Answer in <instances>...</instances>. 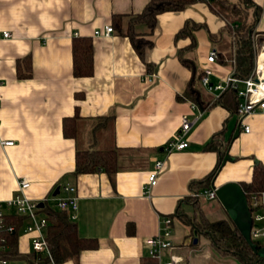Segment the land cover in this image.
<instances>
[{
    "label": "crops",
    "instance_id": "0c3cea01",
    "mask_svg": "<svg viewBox=\"0 0 264 264\" xmlns=\"http://www.w3.org/2000/svg\"><path fill=\"white\" fill-rule=\"evenodd\" d=\"M150 1L0 0V212L17 214L7 201L19 178L31 181L29 197L48 198L46 204L57 211L55 190L60 187L59 196L61 186L75 185L79 210L72 221L79 236L96 239L97 245L60 264H163L170 252L158 263L146 242L161 232L166 217L173 221L174 252L184 258L180 264H243L194 230L202 219L235 224L226 217L212 219L214 211L204 209L205 198H196L191 185L205 181L227 154L231 159L204 187L237 182L244 188L255 165H264V111L248 116L247 132L237 106L214 104L225 90L212 93L201 85L204 67L215 83L235 72V21L242 18L250 26L254 57L264 45V0H224L233 6L230 11L220 9L219 0H183L182 10L158 14L154 32L145 35L152 46L141 57L115 21L119 17L126 24ZM194 23L201 26L192 30V46V37L179 33ZM108 25L114 26L112 36H96ZM84 38L94 47V71L76 76L73 44ZM212 51L217 60L210 63ZM192 84L207 104L188 98ZM183 115L195 120L188 148L168 154L163 146L180 129ZM73 117L77 134L66 136L65 119ZM112 145L118 164L113 178L104 169L75 173L78 149ZM161 160L159 182L147 194L148 175ZM27 223L25 218L17 237L18 255L7 254V264H38L31 235L23 231ZM203 236L209 238L205 245ZM9 250L8 245L3 253Z\"/></svg>",
    "mask_w": 264,
    "mask_h": 264
},
{
    "label": "trees",
    "instance_id": "16d2710c",
    "mask_svg": "<svg viewBox=\"0 0 264 264\" xmlns=\"http://www.w3.org/2000/svg\"><path fill=\"white\" fill-rule=\"evenodd\" d=\"M185 4L186 2L183 0H151L142 13L129 15L126 24H124L122 19L118 17L115 21V25L119 31L130 37L133 46H135L140 56L144 57L147 47L152 46V42L145 38V35L154 32L153 29L156 26L158 14L172 10H182ZM218 5L220 9L224 11L234 9L232 5H227L224 0H219ZM236 12L238 13L239 10ZM243 21L244 20L241 18L238 22H234L237 28L235 34V72L238 76L247 78L254 67L255 57L253 42H251L250 38L251 28ZM143 26L147 28V32L140 31V28ZM200 26L201 25L194 23L190 29L184 27L179 35L185 36L186 34H189L193 41L191 44L194 46L195 39L192 30ZM73 47L75 75H91L94 71V47L92 41L85 38L84 40H76ZM184 62L186 65L192 67L189 60H184ZM189 88L190 89L187 93L188 98L190 97L194 101L203 105L204 103L207 104V102L202 101L203 96L199 88H196L194 84ZM218 102L232 110L237 106L236 110L238 111L240 101L235 88H228L214 101V104H217ZM75 120L74 117L72 119H65L66 136H76L78 126L77 121ZM221 160L219 165L205 181L200 183L194 182L192 183L191 188L196 191L202 189L201 186H203V189H205L207 186L204 187V184H206L208 180H212L220 170L223 162ZM76 165V174H88V172H95L104 169L109 176L113 178L118 169L117 149H115L114 145L102 149H78ZM253 174L250 183L244 184L243 189H245L247 194L252 191L264 190V165L257 163L254 167ZM41 210L45 212L44 214L47 215L50 221V225L47 229V238L49 239L56 264L78 257L82 250L96 247V239H87L79 236L78 224L70 219V215L67 211H57L52 209L46 203ZM24 221L25 218L17 214H7L4 216V225L16 226V231L14 233L8 232L6 228H2L0 231V236L3 237L10 246L8 253H3L5 257H8L9 255L16 257L18 255L16 250L18 242L17 237ZM193 228L196 232L204 233L209 236L215 249H217L222 255L236 256L243 264H264V256L261 254L264 245L254 239L249 241L245 234L238 228L234 227L228 220L223 219L222 221L212 222L210 220L202 219V221L196 223ZM37 258L38 264H48L50 261L48 256L44 257L43 255L37 254Z\"/></svg>",
    "mask_w": 264,
    "mask_h": 264
},
{
    "label": "built area",
    "instance_id": "2783aa9c",
    "mask_svg": "<svg viewBox=\"0 0 264 264\" xmlns=\"http://www.w3.org/2000/svg\"><path fill=\"white\" fill-rule=\"evenodd\" d=\"M114 34V26L108 25L103 29L96 31V36L110 37ZM5 38H11L10 32H3ZM264 53V45L256 51L255 65L251 70V73L247 78H242L233 72L225 80L215 83L212 80V70L209 67H204L203 76L201 77V85L209 89L212 93L222 92L228 88H235L239 99L238 115L240 121L243 124L245 131L249 132L250 126L245 125L244 121L248 116L255 112L264 111V59L261 61V55ZM208 58V62H215L217 60V52L212 51ZM193 107H196L193 104ZM183 120L180 129L176 132L175 136L170 138L163 148L168 154L175 152L176 150H184L188 148V135L190 129L195 123V120H191L188 116L183 115ZM5 146H13L15 141H2ZM165 162L157 161L155 169H153L148 175V181L145 186V192L148 194L150 190L155 187L159 182V174L164 168ZM18 188L14 197L7 201L9 207L14 209L17 214L24 216L28 223L25 225L23 231L31 235L32 249L34 253L43 255L49 258L50 264H56L54 254L51 250L49 239L47 238V229L49 227V218L47 215L42 214V207L48 201L45 199H35L29 197L26 191L31 186V181L22 177L18 179ZM61 190L64 194L54 197L56 201V207L62 211L70 213L71 220L77 218L79 208V195L77 194V188L75 185L65 184L61 186ZM193 195L196 198L205 199H217L216 187H209L202 190L193 191ZM247 204L253 218L251 236L253 239H264V190L252 191L247 194ZM165 225L160 233L153 235L147 239V247L149 255L155 259L158 263H161L165 252H170L169 259L165 260L163 264H180L184 261V258L174 252L175 244L173 242V235L171 226L173 221L170 217H166L163 220ZM2 228H6L8 232L14 233L16 231L15 225H4V213L0 212V231ZM8 244L6 240L0 236V264H7L9 259L3 255Z\"/></svg>",
    "mask_w": 264,
    "mask_h": 264
},
{
    "label": "water",
    "instance_id": "95a60500",
    "mask_svg": "<svg viewBox=\"0 0 264 264\" xmlns=\"http://www.w3.org/2000/svg\"><path fill=\"white\" fill-rule=\"evenodd\" d=\"M239 132L238 128L237 134H239ZM230 159V156L227 154L223 159V163L225 164ZM216 190L218 200L232 216L231 218L233 219L235 227L244 233L250 241L252 239L250 232L253 218L251 217L249 204H247L245 190L237 182L223 184L221 187L216 188ZM59 193L60 187L55 190L54 195L57 196ZM40 206L43 207V203H41ZM195 243H198V238L195 239ZM261 254L264 256V249L261 251Z\"/></svg>",
    "mask_w": 264,
    "mask_h": 264
},
{
    "label": "rangeland",
    "instance_id": "374dc122",
    "mask_svg": "<svg viewBox=\"0 0 264 264\" xmlns=\"http://www.w3.org/2000/svg\"><path fill=\"white\" fill-rule=\"evenodd\" d=\"M202 205L204 207V209L207 211H209V209L212 208V210L214 211V214L212 215V219L213 218H230L232 219L230 213L228 212V210L224 207V205H222V203H220V201L218 199H215V200H205L203 199L202 200ZM215 216V217H214ZM262 243H264V239H261ZM209 242V238L203 236L202 237V240H201V245H205ZM211 247V246H210ZM193 257V260H197V261H200L201 259L200 258H196L195 255L194 256H191Z\"/></svg>",
    "mask_w": 264,
    "mask_h": 264
},
{
    "label": "bare ground",
    "instance_id": "6f19581e",
    "mask_svg": "<svg viewBox=\"0 0 264 264\" xmlns=\"http://www.w3.org/2000/svg\"><path fill=\"white\" fill-rule=\"evenodd\" d=\"M264 59V53L261 55V61ZM264 86V84H263Z\"/></svg>",
    "mask_w": 264,
    "mask_h": 264
}]
</instances>
